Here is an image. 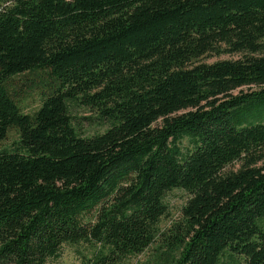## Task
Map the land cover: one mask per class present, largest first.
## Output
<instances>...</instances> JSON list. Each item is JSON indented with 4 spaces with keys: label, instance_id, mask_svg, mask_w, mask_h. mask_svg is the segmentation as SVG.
Instances as JSON below:
<instances>
[{
    "label": "trees",
    "instance_id": "16d2710c",
    "mask_svg": "<svg viewBox=\"0 0 264 264\" xmlns=\"http://www.w3.org/2000/svg\"><path fill=\"white\" fill-rule=\"evenodd\" d=\"M11 129L0 264L80 243L91 264L155 243L153 264H264V0H0V142Z\"/></svg>",
    "mask_w": 264,
    "mask_h": 264
},
{
    "label": "rangeland",
    "instance_id": "374dc122",
    "mask_svg": "<svg viewBox=\"0 0 264 264\" xmlns=\"http://www.w3.org/2000/svg\"><path fill=\"white\" fill-rule=\"evenodd\" d=\"M232 56H208L205 57L206 62H213L219 59H228ZM234 58L237 55L233 56ZM24 90V96L22 97V109L26 113H34L42 104L40 95V88L34 84L24 85L21 87ZM72 113L75 115V123L79 127L82 134H94L96 132L103 131L104 127L101 124H95L93 119L89 117H95L96 112L90 108H87L81 104H75L72 107ZM19 139V131L11 129L8 132L7 137L0 142V149L5 147H12L14 143ZM184 143L187 144L188 140L185 139ZM240 163L228 165L227 169H238ZM189 197V193L183 189H174L167 195V201L169 203L170 214L164 217L161 222L163 228L171 226L172 222L179 220L182 216V208L186 204ZM157 244L151 245L147 250L137 255L130 256L121 264H153L152 257L153 252H156ZM94 248L88 243H80L76 245L65 244L61 250V255L58 258L50 259L46 264H91L87 257L91 256ZM239 264H245L242 259H238ZM226 264H231L227 262ZM235 264V263H233Z\"/></svg>",
    "mask_w": 264,
    "mask_h": 264
}]
</instances>
